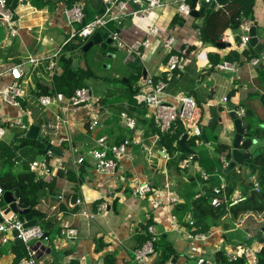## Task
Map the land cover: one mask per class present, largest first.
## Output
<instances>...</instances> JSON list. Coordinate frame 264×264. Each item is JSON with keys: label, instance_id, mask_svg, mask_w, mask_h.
<instances>
[{"label": "crops", "instance_id": "obj_1", "mask_svg": "<svg viewBox=\"0 0 264 264\" xmlns=\"http://www.w3.org/2000/svg\"><path fill=\"white\" fill-rule=\"evenodd\" d=\"M161 1L164 6L150 10L144 7L136 9L135 4L128 1L121 14V23L117 26L110 23L106 30L101 31L117 32L124 43L130 44L143 40L146 30L156 26L158 34L150 38L149 48L142 51L137 62L125 64V53L114 44L115 52L102 50L99 46L92 47L112 60H116L118 54L122 53V64L130 69L127 76L114 72V81L110 84L112 87L107 85L97 88L93 98L97 101L99 125L93 131L87 129L86 109L66 108L63 111L68 99L57 94L48 96L51 103L42 106L39 98L44 95L38 94L40 86L50 88L52 82L46 58L69 38L73 26L76 25L77 28L73 30L78 31L82 25L74 24L70 28L65 22L64 9L79 3L83 6V20L90 22L102 12L105 0H17L13 10L18 28V36L15 38L6 36L0 20V89L11 83V68L17 64L24 66L21 79L23 96L19 106L15 108L0 102V118L13 122L12 127L2 123L5 135L0 139V174H20L25 162L21 155L29 149L35 153V162L29 166L30 171L42 180L34 208L42 215V219L38 221L30 215L49 236L48 244L40 246L37 257L39 264H105V256L113 260L112 264H131L134 251L147 236L148 226H153L158 234L157 245L162 243L163 238L172 247L177 256L176 264H187V261L199 258L211 261L217 252L225 255L229 251H241L244 246H253L259 250L264 246L258 242L264 238L263 219L249 213L234 220L229 208H226V213L217 223L212 224L213 219L207 220L210 226L207 232H202L207 235L203 242L191 241L184 232L178 233L169 225L170 218L175 216L178 225L187 229V216L194 219L191 201L208 195L213 197L214 188H221L222 195L227 198L241 196L247 199L257 186L259 195L254 197L263 196L258 178L264 177V169L253 167L250 162L264 153V146L244 163L245 178L249 182L242 180L240 166L227 175H209L208 180L204 181L201 174L208 173L199 165V160L211 162L217 157L216 149L222 145L228 147L231 154L235 133L226 107L228 104L235 107L239 118H243L245 130L257 133L258 141L264 140V75H259V70L264 66V49L257 55L251 48L256 55H252V58L261 60L256 66L250 63L252 58L243 56L242 50L238 49L240 39L251 26H255L256 35L264 45V0H252L251 17L241 18L239 28L235 29L241 32L240 35L230 27L222 31L224 23L235 10V0H228L224 5L216 4L213 9H204L197 20L179 16V0ZM187 3L190 7L191 0ZM202 3L197 0L194 10L200 11ZM211 13L218 14L212 18L210 29L212 36H219L216 44L204 42L200 35ZM169 36L175 40L173 54L185 50L186 63L180 73L166 81L165 91L169 95L179 93L191 96L197 103L193 122L188 126L177 123L174 133L169 135L175 138L173 149H176L181 137L187 135L185 146L194 155L182 154L177 145L178 150L171 156L160 145L161 136L159 140L155 138V135L160 134L150 118V112L137 102V92L145 76L165 80L168 54L163 48V42ZM220 42L224 43L221 48L217 46ZM29 58L37 59V62L30 63ZM75 62L74 65L77 64ZM223 62L235 63V70H220L218 67ZM59 66L60 74L65 67L60 60ZM81 67L85 68V65ZM132 92L136 103L145 111L147 124L141 128L134 117L133 106L127 100ZM222 98L227 99L225 104L221 102ZM121 112L132 117L137 127L128 128L119 117ZM150 123L154 128L150 127ZM21 125L25 128L22 129ZM30 126L39 128L38 136L43 141L30 140L32 143L28 146L19 148ZM99 137H105L108 144H117L125 139L138 141L128 146L126 156L117 162V169L111 177L97 172L92 159L87 155ZM49 143L59 149L60 156H49V160L44 162L49 171L46 174L36 158L37 151ZM146 147L152 148L153 156L147 155ZM241 150L244 151L242 146ZM14 151L19 158L7 160ZM188 156H193L190 167L187 170L179 169L178 162ZM82 157L84 161L76 164ZM220 159L223 160L222 157ZM59 163L61 166H58ZM230 182L234 190L228 194L227 185ZM144 183L150 186L151 193L145 200L134 198L132 189ZM165 183L169 184V193L176 197L177 204L167 202ZM207 186L210 188L208 192L205 190ZM198 194L200 196L195 198ZM157 200L162 203L159 208L153 204ZM102 206H105L104 211L100 210ZM179 206L184 207L177 210ZM0 207L4 212L8 207L3 199ZM84 212L91 213L92 219L87 218ZM67 228H75V238L68 239L64 235ZM2 238L7 240L6 243L2 242ZM97 240L104 244L98 251ZM13 242L12 234H0V264H17L20 261H17V257L24 251L26 253L23 244L16 246ZM15 246L18 248L15 249ZM158 253L156 249V257L149 258L146 264H157Z\"/></svg>", "mask_w": 264, "mask_h": 264}, {"label": "built area", "instance_id": "obj_2", "mask_svg": "<svg viewBox=\"0 0 264 264\" xmlns=\"http://www.w3.org/2000/svg\"><path fill=\"white\" fill-rule=\"evenodd\" d=\"M128 1L137 4L139 7H144L147 10L158 9L165 4L161 0H105L104 8L102 12L97 15L92 21L84 25L80 30L70 32L69 38L66 39L63 44L55 50L47 59V70L50 72V77L53 78L57 76L60 72L59 60L62 54L63 48L74 38H81L83 40L91 38L95 33L101 32L107 29V25L110 23L116 26L121 23V14L127 7ZM188 0H179L177 5V12L179 16L183 18L189 17L190 7L187 3ZM205 4H211L214 0H198ZM65 22L71 28L74 24H82L84 13L83 6L79 3L72 5L70 8H66L63 11ZM15 13L12 11L7 4V0H0V20L4 25V31L6 36L9 38H15L18 36V28L15 25ZM159 30L156 26L149 27L145 32V38L141 41H135L130 44H126L122 41L117 32H109V38L112 40L114 46L125 53L124 63L130 64L137 62L141 56L142 51L146 50L150 46V38L155 37ZM248 30L240 39L238 44V49L246 50L248 46ZM174 37L169 36L163 42V48L168 54V58L165 65L164 75L165 80L156 79L153 76H145L142 80V87L139 88L137 98L138 103L143 105V107L150 112V118L153 124L158 129L160 135H155V138L159 140V137L164 134H173L177 123H182L186 126L193 122L194 114L197 109V103L191 96L184 94L169 95L166 93L167 83L177 73H180L186 63V52L181 50L178 54H173ZM30 63L35 64L37 59L29 58ZM261 60L258 58H252L250 63L254 66L260 63ZM236 64L223 62L218 68L223 71H234ZM10 77L12 79L11 83L0 89V102L12 107L19 106V100L23 96V88L21 79L24 75L23 64H17L9 71ZM264 102V96L262 98ZM226 98H222L221 102L225 104ZM39 103L42 106H48L51 103L50 97L42 96L39 98ZM63 111L66 108H84L86 109V120L87 129L93 131L99 125L98 117V106L97 101L92 97L91 92L88 88L83 87L77 89L74 95L68 99L66 106H64ZM119 117L125 122L126 126L130 129L136 128V121L130 117L126 112H121ZM2 123L6 126L12 127V121H5L0 118V139L5 135V128ZM22 129L25 127L20 126ZM137 143L125 139L117 144H108L105 137H99L95 141V146L88 151L87 155L92 159L94 163V168L97 172L111 177L114 175L117 169V162L126 156L127 148L130 144ZM145 151L148 156H153V151L151 147H146ZM164 152V151H163ZM170 160V158H167ZM84 161V157L79 158L75 163L81 164ZM193 161V156H188L185 160L178 162L177 166L181 170L188 169ZM46 174L49 173L47 165L42 162L40 163ZM61 166V163L58 164ZM204 181L208 180L209 175L206 173L201 174ZM169 184L165 183L164 191L167 193V202L170 204H177V199L169 193ZM151 188L148 184L137 185L132 189V195L134 198H139L145 200L151 193ZM255 191H259L258 187L255 186ZM4 191L0 186V203L3 199ZM200 194L196 195L198 198ZM245 197L234 196L227 198L221 195V188H216L213 190V197H211L210 204L214 208H218L225 205L226 208L235 206L243 201ZM155 207H160L162 203L160 200L155 201ZM105 206L100 208L104 211ZM84 215L92 219L93 215L89 212H84ZM147 219L149 216L147 215ZM187 229L182 228L178 225L175 216H172L169 221V225L172 230L182 233L189 240L205 241L207 238L206 234L199 232L194 224V220L190 219L187 221ZM17 232V237L21 240L23 246L26 249V256L22 258L17 264H39L38 253L41 244L39 241L43 239L44 231L37 225L24 228V222L20 221L19 217L14 213H5L0 207V234H12V232ZM147 232L149 238L134 251L133 259L131 264H146V262L151 257H156V251L154 244L158 241V234L153 226H148ZM77 232L75 228H67L64 231V235L68 238H75ZM6 239L2 238V242L6 243ZM33 241L32 245L29 242ZM260 250L253 246H244L241 251H229L224 257L227 262L232 263L238 261L240 258H245L247 264H258V255ZM168 264H176L168 262ZM196 264H214L211 260H205L199 258L196 260Z\"/></svg>", "mask_w": 264, "mask_h": 264}, {"label": "trees", "instance_id": "obj_3", "mask_svg": "<svg viewBox=\"0 0 264 264\" xmlns=\"http://www.w3.org/2000/svg\"><path fill=\"white\" fill-rule=\"evenodd\" d=\"M8 7L13 11L17 6V0H7ZM252 0H235L233 7L235 8L234 12L231 13L229 19L224 23V27H222V31L225 28L230 27V29H238L240 25L241 18H250L252 14ZM218 14H210L206 18L205 26L201 30V38L204 42H211L216 44L217 37L219 36H212L211 32V25H212V18L216 17ZM89 21L83 20L82 25L79 29H81L84 25H86ZM83 48V39L81 38H74L71 42H69L62 50V54L60 57V61L65 66L64 69L58 76H54L52 78L51 86H40V93L38 95L44 96H55L61 95L65 99H70L77 89L86 87V81L92 76L91 71L88 68L81 67L78 63L74 65V60L77 58L76 52L82 54ZM243 56L251 59L252 55L256 56L251 48L248 50H242L241 53ZM250 54V55H249ZM235 55V54H234ZM237 56V55H236ZM259 75L262 77L264 75V66L262 65L261 69L259 70ZM130 85V83L128 82ZM134 92L129 94L127 98L130 105L133 106V112L135 113L134 117L136 118L137 124L139 128H141L146 123L145 118V111L144 109L136 103L135 98H133ZM135 107V108H134ZM136 124V127H137ZM152 124V123H150ZM154 128L153 124L150 126ZM141 129H139L140 131ZM174 137L169 134L161 135L160 137V145L166 148L167 152L172 154L174 151L178 150L176 145V149H173L172 143L174 141ZM32 143V141L28 139H24L22 144L19 148L24 146H28V144ZM34 143V142H33ZM250 143L246 142L242 145V148L246 150L249 147ZM19 148L16 150L19 151ZM10 154L7 160H11L13 157H17V152ZM215 159L211 162L204 163L201 159L199 160V165L202 168H205V171L208 175H213L215 173H222L223 167L226 162L231 158V154L229 152V148L226 146H219L216 149ZM223 158V160L220 159ZM19 158V157H17ZM21 158L25 159L23 164V171L18 174L14 175L11 172L2 173L0 174V186L2 187L4 192H12L18 202V205L22 209H29L30 214L36 218L38 221L42 219V215L38 213L34 208L36 206V196L39 190V186H41L42 180L37 178L35 174L30 171V164L35 162V153L33 154L30 149L21 155ZM174 160V159H172ZM175 162V161H174ZM250 164L254 167H261L264 169V153L258 155ZM260 191L263 195L262 197H254L253 199L247 198L244 202H241L235 206L229 208V213L232 219L236 220L241 218L249 213L254 214L259 217V219H263L264 221V177L258 178ZM209 187H205V190L208 192ZM215 189V188H214ZM213 189V190H214ZM234 190L233 184L230 182L227 185V192L231 194ZM195 195V194H194ZM222 195V191H221ZM210 198V199H209ZM211 197L208 195L207 197H203L202 199L192 200L191 207L194 212V224L199 232H207L209 229V224L207 220L213 219V223H217L221 217L226 213V207L221 206L219 208H214L210 206ZM187 205V204H185ZM184 206L177 207L178 209H182ZM147 236L141 241V244L144 243L148 238L149 234L147 232ZM162 243L157 245L158 242L154 244L155 251L159 250L158 257L156 259L157 264H167V262L175 256V252L170 245H168L163 238H161ZM97 247L96 250H101L104 247V244L100 240H97ZM157 245V247H156ZM17 249L18 247H14ZM26 256L25 251L22 255L18 256V260H21L23 257ZM105 264H112L113 260L108 258V256L104 257ZM214 264H247L245 258H240L236 262L229 263L226 261L224 254L222 252H217L214 255V259L212 260ZM74 264V263H73ZM258 264H264V246H262L259 255H258Z\"/></svg>", "mask_w": 264, "mask_h": 264}, {"label": "water", "instance_id": "obj_4", "mask_svg": "<svg viewBox=\"0 0 264 264\" xmlns=\"http://www.w3.org/2000/svg\"><path fill=\"white\" fill-rule=\"evenodd\" d=\"M228 0H214L211 4H201L200 11H195L194 7L197 3V0H191L190 5V14L189 17L194 18L197 20L199 16L203 13L204 9H213L216 4L218 5H224L227 3ZM137 9L139 6L137 4L134 5ZM197 24V21H196ZM196 27L195 25L193 26ZM234 33H238L239 35L241 32L239 30H235ZM248 46L252 48L257 55L261 54L264 49V45L259 41L257 35H256V28L255 26H251L248 30ZM85 44L82 48L83 52L89 51L92 47L99 46L102 50H107L109 52H115L116 48L112 46L113 42L109 38V33H102L97 32L95 33L91 38L85 39ZM218 47H223L224 43L220 42L217 44ZM229 117L231 118L233 125H234V138L232 140V151H231V160L227 163V165L223 168L222 173L223 175H227L229 172H231L233 169H235L237 166L241 167V176L243 181H248L245 178V161L249 160L252 154L254 152L264 146V140L258 141L257 133L255 134L254 131H247L244 128V122L243 118H239L236 115L235 107L233 105H226ZM39 128L36 126H30L27 133L26 138L29 140H37L38 142L42 143L43 139L38 136ZM187 138V135H183L181 139L177 142V145L180 149V152L185 155H194L193 151H190L185 146V140ZM246 142H249V147L242 151L241 146L245 144ZM48 156V157H47ZM60 156L59 149L57 147L52 146L50 143L47 144L43 149H40L37 151V158L36 160L38 162H45L48 161L50 157ZM242 184V183H241ZM258 196L259 193L255 190H252L250 192L249 199H253L254 196ZM3 201L8 205L7 209L5 210V213H14L16 214L20 221L24 222V228H29L32 226L37 225V221L32 219V216L30 215L29 209H22L19 207L18 202L12 192H4L3 194ZM189 215L187 216V221L189 220ZM264 232V229L262 230ZM12 237L14 238V245H22L21 240H19L17 237V232H12ZM48 233L44 232L43 239L39 241V244L47 245L48 244ZM258 242L262 245H264V238H260ZM33 241L29 242V245H32ZM177 260V256H175L172 259V262L175 263ZM187 264H196L195 260H189L187 261Z\"/></svg>", "mask_w": 264, "mask_h": 264}, {"label": "rangeland", "instance_id": "obj_5", "mask_svg": "<svg viewBox=\"0 0 264 264\" xmlns=\"http://www.w3.org/2000/svg\"><path fill=\"white\" fill-rule=\"evenodd\" d=\"M76 28V25L73 26V29ZM97 53H100V55L98 56ZM74 61L81 66L85 65V67L91 71L92 76L86 81V85L93 93L92 97H95L94 94L97 93V88H99V86L106 87L109 85V87H112L110 84L112 83L111 81H114V72H119L127 76V73L130 71L128 66L122 64V53L118 54L116 60H112L109 59L106 54H102V51L97 48H91L87 52H82V54L81 52L78 53ZM115 85H117V83H115ZM256 232L258 231L256 230Z\"/></svg>", "mask_w": 264, "mask_h": 264}]
</instances>
